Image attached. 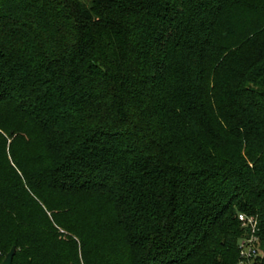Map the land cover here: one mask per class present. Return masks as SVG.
<instances>
[{
	"label": "trees",
	"instance_id": "1",
	"mask_svg": "<svg viewBox=\"0 0 264 264\" xmlns=\"http://www.w3.org/2000/svg\"><path fill=\"white\" fill-rule=\"evenodd\" d=\"M239 214L264 264V0H0L12 264H238Z\"/></svg>",
	"mask_w": 264,
	"mask_h": 264
},
{
	"label": "built area",
	"instance_id": "2",
	"mask_svg": "<svg viewBox=\"0 0 264 264\" xmlns=\"http://www.w3.org/2000/svg\"><path fill=\"white\" fill-rule=\"evenodd\" d=\"M237 219L241 227L249 232L238 241V264H261L262 255L256 237L257 219L245 214H239Z\"/></svg>",
	"mask_w": 264,
	"mask_h": 264
},
{
	"label": "rangeland",
	"instance_id": "3",
	"mask_svg": "<svg viewBox=\"0 0 264 264\" xmlns=\"http://www.w3.org/2000/svg\"><path fill=\"white\" fill-rule=\"evenodd\" d=\"M85 207H86V205H85V202L83 201V204H80V207H79L80 211H81V210L83 211ZM60 233L63 234L64 232L61 230ZM64 234H66L68 238H71V236L68 235L67 233H64ZM66 239H67L66 237H65V238H62V240H66ZM71 239H72V238H71ZM98 240H99L98 237H94V239L91 240L90 242H91V243H92V242H96V243H98ZM67 241H68V239H67ZM107 243H108V242H107ZM107 243H104V244H103L104 250H108V248L110 247V246H109V243H108V244H107ZM102 250H103V249H102ZM77 253H78V259H79V262H80V264H82V262H81V254H80V251H78ZM5 254H6V252H5V253L0 252L1 261L4 259Z\"/></svg>",
	"mask_w": 264,
	"mask_h": 264
},
{
	"label": "water",
	"instance_id": "4",
	"mask_svg": "<svg viewBox=\"0 0 264 264\" xmlns=\"http://www.w3.org/2000/svg\"><path fill=\"white\" fill-rule=\"evenodd\" d=\"M15 247H12L11 250L6 254L1 264H12L13 257L15 255Z\"/></svg>",
	"mask_w": 264,
	"mask_h": 264
}]
</instances>
